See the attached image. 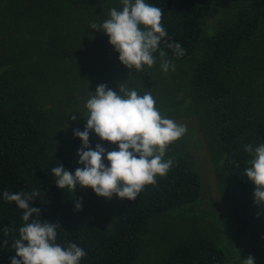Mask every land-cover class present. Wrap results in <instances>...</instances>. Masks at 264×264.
Masks as SVG:
<instances>
[{"label": "trees", "instance_id": "1", "mask_svg": "<svg viewBox=\"0 0 264 264\" xmlns=\"http://www.w3.org/2000/svg\"><path fill=\"white\" fill-rule=\"evenodd\" d=\"M70 1L95 8L104 0ZM215 1L145 0L162 10L161 23L168 34L165 40L181 44L185 52L177 56L162 40L153 54L155 68L137 71L122 65L108 36L91 28L93 22L102 24L101 18H78L73 25L68 19L55 20L51 27L43 29L48 33L37 38L43 44L41 49L18 47L16 50L21 52L0 57V66L11 62L7 72L0 75V264H10V257L15 255L12 243L24 225L23 210L4 199L5 191H38L31 206L41 210L42 221L59 223L57 244L67 247L71 243L85 251L80 264H134L148 221L198 198L199 175L177 160L164 177L157 176L155 184L146 185L135 201L121 200L110 225L98 224L85 188L77 185L73 191L60 189L52 175L59 163L73 174L82 168L69 150L54 145V132L63 125L70 127L73 135L74 130L85 129V105L89 92L95 94L97 86L106 84L119 94L118 85H136L140 95L145 91L153 94L155 89L161 97L165 78L170 80L160 68L161 50L170 63L187 61L201 52L188 84L194 100L205 109L223 156L221 169L231 183L222 232L241 256L264 258V208L254 203L255 185L245 175L251 159L245 145L256 147L264 142L261 117L254 105L251 108L249 90H254L255 99L264 100V79L259 78L249 88L236 81L234 74L244 67L248 50L264 30V0H246L229 21L202 40V20L215 12ZM50 7L56 15L57 4ZM59 47L65 50L61 59ZM229 74H234L232 82L226 78ZM73 115L77 117L75 121ZM76 139L71 147L78 152L82 142ZM97 144L107 151L118 150V145L90 133V147L94 150ZM106 154L104 163L108 167ZM77 202L82 204V210H76ZM34 218L35 214L29 222ZM6 227L10 229L7 235L3 232ZM5 240L7 246L3 244ZM162 264H226V256L213 241L195 236L171 247Z\"/></svg>", "mask_w": 264, "mask_h": 264}, {"label": "clouds", "instance_id": "2", "mask_svg": "<svg viewBox=\"0 0 264 264\" xmlns=\"http://www.w3.org/2000/svg\"><path fill=\"white\" fill-rule=\"evenodd\" d=\"M122 4L121 11L112 8L108 19L102 24L93 22L91 28L108 36L126 68L137 71H142L144 66L151 68L156 63L153 54L168 35L161 23L162 10L145 0H122ZM165 43L177 56L185 54L181 44L166 40ZM159 56L164 72L175 70L164 59V51ZM118 88L119 94L100 84L95 94L89 92L85 129L74 130V137L82 142L77 155L83 167H78L74 174L60 163L54 167L52 175L57 178L58 188L73 191L79 185L108 200L115 195L121 200L135 201L146 185L155 184L157 176L168 173L173 162L164 159L167 147L184 136L186 126L162 117L151 92L140 95L124 84ZM76 119L73 115L72 120ZM90 133H95L101 141L118 145V150L107 151L100 144L93 150L89 145ZM245 151L251 156L245 175L255 185L254 203L264 208V143L256 147L247 144ZM105 154L108 167L104 163ZM38 195V191L3 193L6 201L15 202L23 210L24 225L19 228V238L12 243L15 255L10 257V264H80L85 251L75 244L69 243L67 247L57 244L59 223L42 221L41 210L31 206L30 202ZM75 208L82 210V204L77 202ZM34 214L36 218L29 222ZM9 231L7 227L3 229L5 235ZM7 243L5 240L4 246ZM242 264H255L254 258L249 256Z\"/></svg>", "mask_w": 264, "mask_h": 264}, {"label": "rangeland", "instance_id": "3", "mask_svg": "<svg viewBox=\"0 0 264 264\" xmlns=\"http://www.w3.org/2000/svg\"><path fill=\"white\" fill-rule=\"evenodd\" d=\"M245 1L216 0L215 12L202 20L201 39L211 36L223 23L229 21ZM53 3L57 4L56 15L54 8L50 7ZM112 8L121 11L122 0H104L95 8L80 7L69 0H0V57L6 58L13 52H21L20 49L16 50L18 47L28 50L41 49L43 44L37 38L48 33L43 32V29L51 27L55 20L65 22L68 19L72 25L78 18L89 21L101 18L104 22L109 18ZM59 48L61 59L65 55L63 53L65 50ZM115 53L118 54L116 51ZM248 53L249 58L246 59L244 67L238 68L234 74L236 81L248 84L249 88H252L259 78L264 79V30L258 35ZM200 55L201 52L197 51L187 61L171 63L175 66L174 71L171 68L167 72L162 70L165 77H169L170 80L167 82L165 78L163 83L166 85L161 97L157 95L158 90L154 89L152 94L161 115L187 128L184 136L167 147L164 159H171L172 162L182 160L195 171L201 181L200 193L193 203L160 214L148 221L142 237V248L134 264H162L171 247L195 236L205 237L222 249L226 256V264H242V260L248 258L241 256L222 232L231 183L221 169L223 156L214 138V130L205 117V109L194 100L188 84L193 64ZM35 58L38 56H34ZM10 66L11 62L1 65L0 75L7 72ZM234 74H229L226 78L232 82ZM235 80L233 84L237 85ZM128 88L140 93L136 85ZM237 89L242 88L238 86ZM249 93L251 108L254 105L259 112L258 116L261 117L260 133L264 141V100L255 99L252 96L253 89L249 90ZM249 118L252 120L253 116ZM73 137L70 127L63 125L54 132V145L69 150L68 154L72 156L74 162L81 165L78 163L77 150L71 147L77 141L76 137L72 139ZM85 191L97 223L110 225L121 199L115 195L110 200L98 197L91 188H85ZM254 261L255 264H264V258H254Z\"/></svg>", "mask_w": 264, "mask_h": 264}]
</instances>
